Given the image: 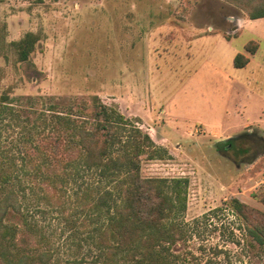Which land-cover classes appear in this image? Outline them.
Listing matches in <instances>:
<instances>
[{
    "label": "rangeland",
    "instance_id": "374dc122",
    "mask_svg": "<svg viewBox=\"0 0 264 264\" xmlns=\"http://www.w3.org/2000/svg\"><path fill=\"white\" fill-rule=\"evenodd\" d=\"M27 32L36 40L21 62L10 42ZM249 40L258 43L255 62L233 67ZM262 60L264 17L247 19L222 0H0V96L39 108L51 97L97 95L148 133L167 156L142 159L140 174L188 179L179 218L185 240L174 247L183 264H264V245L224 205L236 197L264 214ZM12 118L0 116V151L17 158L20 126ZM244 131L261 137L236 140ZM229 139L233 151L223 149ZM82 194L71 181L62 210L42 201L31 214L48 238L41 248L59 264L93 258L86 244H71L86 237L88 217L78 236L63 219L82 207ZM26 245L37 246L31 237Z\"/></svg>",
    "mask_w": 264,
    "mask_h": 264
},
{
    "label": "trees",
    "instance_id": "16d2710c",
    "mask_svg": "<svg viewBox=\"0 0 264 264\" xmlns=\"http://www.w3.org/2000/svg\"><path fill=\"white\" fill-rule=\"evenodd\" d=\"M222 1L240 9L247 19L264 17V0ZM35 40V34L27 32L10 42L18 61H29ZM256 48L255 40L243 46L248 54ZM247 61L246 55L236 53L232 65L241 68ZM7 99L4 93L0 96V116L10 113L20 131L17 158L0 151V264H59L51 250L41 248L48 238L31 214L41 211L42 201L62 210L61 195L71 181L78 184L85 200L82 207L71 206L63 219L76 226L74 236H78L88 217L92 226L86 228V237L71 244L74 250L86 244V254L93 250L91 264H183L174 247L185 240L179 218L186 209L188 179L140 174L142 159L167 156L148 133L97 95L51 97L39 108L33 103L13 106ZM247 136L261 137L257 131H244L235 139L245 142ZM230 140L223 149L233 151ZM86 174L92 178H85ZM261 200L264 203V196ZM224 205L242 221L249 236L264 245V214L236 197ZM14 218L17 221H11ZM28 237L37 246H27ZM65 261L83 264L86 260L81 255Z\"/></svg>",
    "mask_w": 264,
    "mask_h": 264
},
{
    "label": "crops",
    "instance_id": "0c3cea01",
    "mask_svg": "<svg viewBox=\"0 0 264 264\" xmlns=\"http://www.w3.org/2000/svg\"><path fill=\"white\" fill-rule=\"evenodd\" d=\"M262 18V17H261ZM239 25V26H238ZM243 24H237V30L240 32V29H241V26H242ZM238 32V33H239ZM256 41V40H255ZM257 42V41H256ZM257 49H258V43H257V48H256V50H255V52L253 53V54H246V52L244 51V55H246L247 57H248V61H247V63L243 66V67H241V68H246L250 63H253V62H255V54H256V51H257ZM257 65H259L260 67H262V68H264V61L262 60V61H260V62H257L256 63ZM234 67V66H233ZM236 68V67H235ZM260 83H261V81H260ZM258 93H260L261 95H262V97H263V94H264V89H262V90H260ZM262 97H259L258 96V98H259V100L261 99V101H262ZM263 102H264V100H263Z\"/></svg>",
    "mask_w": 264,
    "mask_h": 264
}]
</instances>
